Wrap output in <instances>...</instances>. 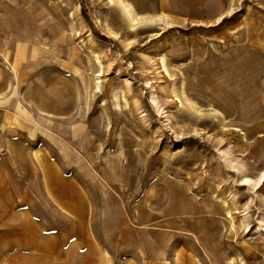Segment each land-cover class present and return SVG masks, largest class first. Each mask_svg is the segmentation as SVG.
<instances>
[{
    "label": "rangeland",
    "instance_id": "374dc122",
    "mask_svg": "<svg viewBox=\"0 0 264 264\" xmlns=\"http://www.w3.org/2000/svg\"><path fill=\"white\" fill-rule=\"evenodd\" d=\"M216 2L0 0V264H264V0Z\"/></svg>",
    "mask_w": 264,
    "mask_h": 264
},
{
    "label": "bare ground",
    "instance_id": "6f19581e",
    "mask_svg": "<svg viewBox=\"0 0 264 264\" xmlns=\"http://www.w3.org/2000/svg\"><path fill=\"white\" fill-rule=\"evenodd\" d=\"M113 2H114V0H111V3H113ZM221 4H222V0H217V2L215 3V5L218 6V7H220ZM124 10H125L126 14L128 15L129 20L132 22L131 26L135 28L136 25H138V23H139V17L137 16L134 8L130 4H128V5L127 4H124ZM228 14L229 15H233V11L232 10H229L228 11ZM225 18H226V15L225 14L219 16L217 18V20H216L217 24L223 22ZM164 20H165L166 25L169 28H173L172 27L173 26V23H170L169 20H167V18H165V16L159 18V21H164ZM0 36H1V32H0ZM13 45H14V42L12 40L7 39V40H4V43H3L2 40L0 39V54H2V56H3V58H4L5 62H6V64H8L10 66V68L12 69V71L14 72V74L17 77L19 75L18 74L19 73L18 63L17 62L12 63L9 60V57H8V53H10V51L12 49L11 46H13ZM16 53H22L21 48H17V52ZM93 55L98 58L99 64L102 65V62L99 60V55L97 53H94V52H93ZM18 62H19V60H18ZM161 63H162V66L164 67L165 71L168 72L167 63H166L165 57H162ZM101 75L102 74H100V76ZM95 88L97 89V91L101 88V81L100 80L99 81L96 80V87ZM117 107H119V108L121 107L118 98H117ZM45 132L47 133L48 131L45 130ZM234 226H235V224H234V219H233L232 220V227L234 228ZM105 256L106 257H109V254L107 253V254H105Z\"/></svg>",
    "mask_w": 264,
    "mask_h": 264
},
{
    "label": "crops",
    "instance_id": "0c3cea01",
    "mask_svg": "<svg viewBox=\"0 0 264 264\" xmlns=\"http://www.w3.org/2000/svg\"><path fill=\"white\" fill-rule=\"evenodd\" d=\"M222 15H224V14H222ZM221 16V15H220ZM219 16H217V18H218ZM217 18H216V20H217ZM215 24H217V22L215 21ZM215 24H209V26H215Z\"/></svg>",
    "mask_w": 264,
    "mask_h": 264
}]
</instances>
